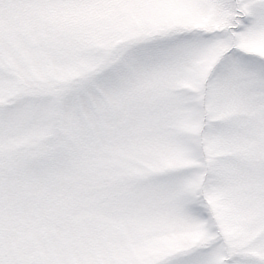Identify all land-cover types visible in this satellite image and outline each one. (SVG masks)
<instances>
[{
  "label": "snow or ice",
  "instance_id": "1",
  "mask_svg": "<svg viewBox=\"0 0 264 264\" xmlns=\"http://www.w3.org/2000/svg\"><path fill=\"white\" fill-rule=\"evenodd\" d=\"M0 264H264V0H0Z\"/></svg>",
  "mask_w": 264,
  "mask_h": 264
}]
</instances>
